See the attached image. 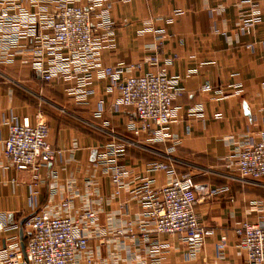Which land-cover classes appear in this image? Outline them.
Instances as JSON below:
<instances>
[{
	"label": "crops",
	"instance_id": "crops-1",
	"mask_svg": "<svg viewBox=\"0 0 264 264\" xmlns=\"http://www.w3.org/2000/svg\"><path fill=\"white\" fill-rule=\"evenodd\" d=\"M11 1L0 0V9L10 16L16 12ZM58 3L51 0L49 9ZM257 3L260 21L251 33L243 34L239 27L251 14L247 0L113 2L109 18L114 35L101 50L102 65L142 61L140 70L126 73H154L158 65L144 60L157 51L159 64L184 89L173 101L174 117L164 142L151 143L132 133L134 111L117 104L118 93L109 89V79L93 72L88 95L80 101L73 93L78 79L40 78L31 65V44L24 46L23 40L7 51L10 61L0 54V141L11 117L20 120L41 109L54 150L53 159L39 163L37 169L18 170L0 154V259L23 249V222L31 213L44 209L55 217L74 218L92 207L96 221L83 231L89 249L76 255L77 264H85L86 257L96 264H244L246 251L235 229L244 221L264 226V177L241 178L226 165V158L257 139L262 126L264 0ZM22 5L32 13L40 6L28 0ZM159 29L165 31L164 37L156 32ZM36 82L53 89L43 95L47 105L41 108L31 100ZM203 84L211 89L202 90ZM174 140L178 143L170 149ZM111 142L124 151L119 161L126 176L118 195L100 160ZM154 161L168 162L177 174L192 176L199 199L196 212L201 224L213 229L189 255L177 234L161 236L159 251L150 250L140 235L141 224L150 233L154 225L130 190L143 174L150 175L154 187L172 179L164 171L147 172ZM215 187L224 190L210 196ZM64 200L67 207L62 206ZM128 222L135 236L116 235L118 229L128 228Z\"/></svg>",
	"mask_w": 264,
	"mask_h": 264
},
{
	"label": "built area",
	"instance_id": "built-area-1",
	"mask_svg": "<svg viewBox=\"0 0 264 264\" xmlns=\"http://www.w3.org/2000/svg\"><path fill=\"white\" fill-rule=\"evenodd\" d=\"M32 6H39L37 12H29L22 0H12L11 16L0 9V54L3 60L11 59L6 54L12 48L31 44V65L41 79H78L73 91L76 98L83 101L88 95L86 88L92 73L110 80L109 89L117 93V104L131 107L135 114L129 128L136 136L144 135L151 143L169 139L168 126L174 117L173 101L183 93V87L176 77H169L167 70L159 64V55H149L144 61L158 65L154 73H126L140 70L142 61L129 65H102L101 50L112 40L114 25L109 12L114 1L128 0H59L58 5L49 9L51 0H28ZM251 14L239 27L243 34H249L260 21L257 0H247ZM46 29L48 32H45ZM164 37L165 31H156ZM31 42V43H30ZM158 49V47H156ZM4 54V55H3ZM175 57V55H174ZM1 60V59H0ZM202 90H210L203 84ZM200 110L199 108H194ZM7 135L0 141V154L16 169H37L39 163H47L54 157V150L48 141L49 126L45 114L38 110L31 117L20 120L11 117L5 122ZM178 143L172 141L170 149ZM100 154L105 172L109 174L114 193L118 195L123 187L126 167L119 161L124 151L114 142L106 144ZM226 165L239 172L241 178L259 179L264 177V113L258 137L243 146L236 155L226 158ZM164 171L172 179L160 187L153 186L148 174L138 176V183L130 190V196L138 201L147 220L154 225L153 232L138 228L149 249L159 251V238L177 234L187 246V255L196 245L213 234V229L204 227L196 212L198 197L192 176L177 174L172 164L163 161L151 162L147 172ZM224 190L215 187L209 191L213 196ZM68 200L62 202L63 207ZM96 213L92 207L83 210L74 218L52 216L42 209L28 215L23 222L25 241L22 250L8 253L0 259V264H77L76 255H85L89 249V239L83 231L94 224ZM128 228L118 229L116 235L135 236L132 223ZM242 237V247L246 251L244 264H264V226L256 223L240 222L235 229ZM225 242L222 237L221 244ZM104 245V241H100ZM144 249H142V252ZM85 264H96L85 258Z\"/></svg>",
	"mask_w": 264,
	"mask_h": 264
},
{
	"label": "rangeland",
	"instance_id": "rangeland-1",
	"mask_svg": "<svg viewBox=\"0 0 264 264\" xmlns=\"http://www.w3.org/2000/svg\"><path fill=\"white\" fill-rule=\"evenodd\" d=\"M35 93H36V96H31V100L32 102H36V104L41 108V107H44L45 105H47L45 99L43 98V95L45 94H50L53 92V89H51L48 85H46L45 83H41V82H36V85H35ZM40 111H42L40 109ZM44 113V111H42ZM45 114V113H44ZM46 116V114H45ZM47 119V117H46Z\"/></svg>",
	"mask_w": 264,
	"mask_h": 264
},
{
	"label": "water",
	"instance_id": "water-1",
	"mask_svg": "<svg viewBox=\"0 0 264 264\" xmlns=\"http://www.w3.org/2000/svg\"><path fill=\"white\" fill-rule=\"evenodd\" d=\"M23 248V247H22Z\"/></svg>",
	"mask_w": 264,
	"mask_h": 264
}]
</instances>
